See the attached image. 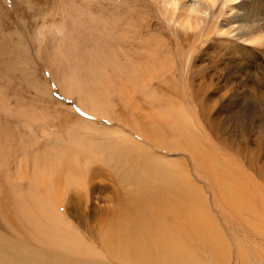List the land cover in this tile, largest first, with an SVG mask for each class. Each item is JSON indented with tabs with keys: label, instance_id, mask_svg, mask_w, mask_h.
Returning a JSON list of instances; mask_svg holds the SVG:
<instances>
[{
	"label": "rangeland",
	"instance_id": "374dc122",
	"mask_svg": "<svg viewBox=\"0 0 264 264\" xmlns=\"http://www.w3.org/2000/svg\"><path fill=\"white\" fill-rule=\"evenodd\" d=\"M185 1L172 13L164 0H0V202L10 199L0 218L46 197L65 221L57 236L79 238L97 252L96 264H128L100 251L101 234L127 214L129 187L113 150L150 151L206 198L226 251L215 263L199 250L204 264H264V237L222 218L195 160L177 146L181 136H151L188 126L264 197V47L222 29L231 9L235 25L262 22L264 5L213 0L204 20L186 23ZM25 217L13 225L17 235L0 229L5 258L17 246L31 253L26 232L37 235ZM56 250L60 264H82V252ZM35 259L22 264H45Z\"/></svg>",
	"mask_w": 264,
	"mask_h": 264
},
{
	"label": "bare ground",
	"instance_id": "6f19581e",
	"mask_svg": "<svg viewBox=\"0 0 264 264\" xmlns=\"http://www.w3.org/2000/svg\"><path fill=\"white\" fill-rule=\"evenodd\" d=\"M179 2L180 0H164L166 12L169 10L176 13ZM247 3L246 6L253 9L264 5V0H248ZM212 4L213 0H189L182 3L180 11L186 23H200L210 14ZM233 10L225 12L224 15L228 17H223L224 28L222 29L225 32H237V37L242 41L264 47V18L262 22L255 24L252 22L235 25V22L231 20ZM169 131L181 136L177 146L187 149L195 160L196 168L204 175L208 187L214 193L215 206L222 218L229 222L234 221L245 234L251 237H264L263 194L251 185V181L247 179V175L241 171L240 167L234 168L235 165L222 156V158L218 156L214 148L208 149L204 140L192 133L188 126L161 128L151 136L154 138L159 133L167 135ZM113 153L122 167L120 177L129 187L125 200L127 214L125 218L115 220L104 231L105 233L101 234L100 251L108 252L112 258H120L128 264H204L203 255L199 251L202 250L204 255L207 253L213 262L218 263L224 255L221 252L226 251L224 238L216 229L206 208V198L197 188L198 186H195L187 176L160 162L158 157L150 151H147V158L140 154L138 157L130 155L129 152H123L117 147L114 148ZM38 184L40 185V182ZM22 196L29 197V200L32 198V194ZM22 196L15 198L14 204L21 203ZM6 199L4 198L2 204L0 202V209L10 206V199ZM24 201L29 202L26 199ZM52 203L45 197L41 202H31L27 210L20 206L2 215V219L5 216L8 218L5 222H2L0 218L1 231L8 233L12 230L16 234L20 228L13 225L19 226L18 216L26 215L24 220H28L30 224H32L31 221L34 222L31 231L36 233L40 244L45 240L50 245L47 247L48 250L39 248L38 240L29 237L31 233L26 232L27 237L31 239V253H25L23 246H17L16 256L9 255L8 259L4 257L5 253L0 251V264H22V260L28 255H34L37 262L41 259L40 261L45 264H60L56 260V254L59 253L56 249L62 250V247L72 253L73 250L82 252V255L76 258L78 263L79 261L82 264L97 263L95 258L97 252L93 249L92 251L91 247L86 246L79 238L71 240L64 236L59 237L53 232L55 230L53 228H64L65 221L55 217L52 209L57 203ZM46 206L47 214L44 212ZM118 206L122 207L123 204L118 203ZM41 213L48 216L46 222L41 218ZM48 231L51 232L48 233ZM47 233L52 235L51 241L45 237ZM1 238L3 235L0 236V243L3 242ZM245 238L248 241L252 240L247 235Z\"/></svg>",
	"mask_w": 264,
	"mask_h": 264
}]
</instances>
